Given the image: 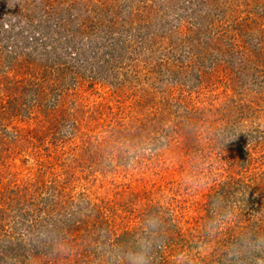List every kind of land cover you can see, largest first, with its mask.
Instances as JSON below:
<instances>
[{"label": "rangeland", "instance_id": "374dc122", "mask_svg": "<svg viewBox=\"0 0 264 264\" xmlns=\"http://www.w3.org/2000/svg\"><path fill=\"white\" fill-rule=\"evenodd\" d=\"M66 1L87 21L74 36L87 43L84 55L101 26L113 30L115 13L104 49L118 53L106 52L109 69L104 59H88L95 70L80 62L82 83L53 106L60 82L43 87L29 63L7 66L13 42L3 24L14 17L0 13V75L9 74L0 79V240H136L150 215L161 217L164 240L264 231V0H193L216 12L211 42L187 41L196 20L186 0ZM131 4L144 18L128 16ZM225 29L230 54L215 41ZM15 187L27 198L24 217L7 205ZM214 200L217 219L227 215L218 230L208 228ZM230 242L165 241L154 264H180L189 252L196 264H225ZM132 243L0 241V264H111L110 251Z\"/></svg>", "mask_w": 264, "mask_h": 264}, {"label": "trees", "instance_id": "16d2710c", "mask_svg": "<svg viewBox=\"0 0 264 264\" xmlns=\"http://www.w3.org/2000/svg\"><path fill=\"white\" fill-rule=\"evenodd\" d=\"M138 1L146 3L143 2V0ZM186 2L187 3L184 6L188 11L187 13H190L192 15L191 18L196 20L189 22V25L192 28H195V33L192 35H189L187 33V41L201 39V41L204 40L211 42V37L213 36L210 32V30L212 29V25L210 23L217 19V15L215 16V10H213L212 8L204 7L199 3V1L196 2L193 0H186ZM202 2L204 1L202 0ZM25 3H27L26 6L24 5ZM126 3H128V0ZM124 5L125 3H122V6ZM14 6H17L16 15L13 13L15 12L13 8ZM24 7L27 8L24 10ZM33 7H37L38 10H34ZM141 7L144 6L142 4L140 6L131 4L130 7L127 5L126 10H128V16L135 18L140 15V17L138 18H144L145 15L143 14V10H140ZM78 8L79 7L76 6L74 1L68 2L66 0H0V13L2 15L9 13L10 17H14V19H9V24H3V27H7L8 25L10 26L9 28L3 29L8 34L11 42H13V53L10 60H8L7 66L9 65V67H13L18 63H29L30 70L33 69V73L34 71H36L37 73H43L41 74L44 75L45 79L44 83L42 84L45 85L43 87H48V85H50L52 81H56L57 83L60 82L61 88L59 89L58 94L54 93V100L52 103L53 106L57 105L58 96L60 94L65 95V90H67V88L71 89L72 87H76L77 84H80L81 81H78V79L74 76L81 68L80 62L84 63V67L92 68L95 70V68L91 66L89 67L90 62L88 59H91L94 63L97 62L95 63L96 67L99 65L101 59H104L106 61L105 68L109 69L111 64L109 62V58L106 56V52L110 53L113 58L118 53V51L116 50H107L108 48L104 49L106 45H111L112 42L110 39L115 40L114 34L112 32L113 30H116L113 25L116 17L112 18L115 13L111 14V11L109 12V21L107 22L109 26L112 25L113 30L110 27H107L106 29L105 25L101 26V33H98L101 34V37H99L98 40L92 39L93 41H90L93 43V47L90 50L92 51L91 55H84L85 53L89 52V50L85 49L87 43L85 44L81 42V44H78L75 41L74 37L77 34V29H79L81 25L86 24L87 22L78 11ZM4 9L10 10L5 13ZM50 14H54L55 18L51 19L52 17L50 16ZM231 18L235 19L236 17L232 14ZM98 20L99 21L95 22L93 20V22L95 24H100L101 20L99 18ZM178 22L182 23V19H178ZM97 26L98 25H96V27ZM225 31L229 33L227 29H225ZM0 33H2L1 30ZM224 36H218L219 39H215V41L223 39L222 41L225 42V46L222 47L223 50L225 52L228 51V54L233 53L234 42L231 41L233 32H230L229 35L226 34V37ZM100 39H102L103 41H99ZM129 41L130 39L126 40L125 42L121 40L118 44H125V47L131 46V44L128 43ZM100 53L103 54L102 58L100 56ZM101 66H103V64H101ZM52 68H54L53 70L57 71L54 73L51 72ZM2 73L3 76L1 74L0 79L2 78L8 80V69L7 72L4 71ZM92 75L94 76L95 74H91V77H93ZM83 77L84 76L79 71V79H82ZM94 77H96V75ZM43 91L46 90H42V92ZM237 121L239 122L238 119ZM235 134L239 133L235 132ZM259 180L263 179L260 178ZM14 190V193L9 196L10 198L8 199L7 205L11 202L12 204L10 205V209L12 208L14 212L18 211L19 214L24 217L25 214H29V211H26V209L24 208L25 203L23 202L27 200V198L23 199L22 201L21 198L23 196L19 195V190H17L16 187L14 188ZM52 196L54 195L51 194V197ZM59 201L60 197L55 199L53 197L52 201H50L49 204L50 208L59 205ZM7 207L9 208V206ZM31 212H33V210ZM25 220V218H22L21 223L23 224ZM32 220L33 219L31 218V222ZM35 221L37 220L35 219ZM25 225L29 224L26 222Z\"/></svg>", "mask_w": 264, "mask_h": 264}, {"label": "clouds", "instance_id": "9594fccd", "mask_svg": "<svg viewBox=\"0 0 264 264\" xmlns=\"http://www.w3.org/2000/svg\"><path fill=\"white\" fill-rule=\"evenodd\" d=\"M192 183H198L196 179ZM236 199H247V193L236 192ZM219 201L214 200L210 204V219L208 228L219 229L221 222L227 220V215L220 216ZM163 221L158 215L147 216L142 225L140 235L136 238L131 248L112 249L109 254L111 264H154V252L163 247L165 241L162 236ZM199 250H197L198 252ZM188 259L180 264H196V254L189 252ZM225 264H264V231H248L241 233L233 241L225 252Z\"/></svg>", "mask_w": 264, "mask_h": 264}]
</instances>
